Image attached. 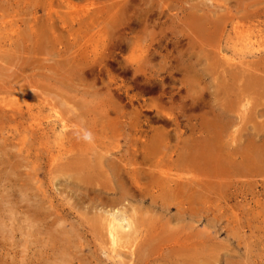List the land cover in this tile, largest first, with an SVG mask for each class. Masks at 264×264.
I'll use <instances>...</instances> for the list:
<instances>
[{
  "label": "bare ground",
  "instance_id": "1",
  "mask_svg": "<svg viewBox=\"0 0 264 264\" xmlns=\"http://www.w3.org/2000/svg\"><path fill=\"white\" fill-rule=\"evenodd\" d=\"M80 2L89 4L80 6ZM159 3L163 4L159 0H0V39L12 49V42L15 40L13 38L21 35L18 30L22 27L23 34H30L31 42L35 45V51L29 52L32 55L30 61L39 64L45 71L42 73H46L37 74V77L45 78L42 82L44 84L41 85L37 80H27L23 74V78L27 80H24L27 84V87H24L39 91L41 96L44 94L47 97L48 93L58 91L54 100L62 103L58 105L51 103L52 100L48 98L40 99L37 93L33 95L38 101L34 102L31 98L26 101L21 96L22 87L14 88L9 81L0 79V167H3L0 172L8 169V174H14L15 170L23 167L24 161L30 164L32 180L39 184L40 190L41 183L37 174L42 170V156L46 155L49 176H53V179L74 177L72 181L80 189L90 193L94 191L100 201L92 199L93 204H89V208L95 212L93 215L89 213L90 218L86 217L89 211L83 216L90 222V234L101 241V249L114 264H141L153 257L152 263L169 264V260H174L175 264H211L208 233L200 234L199 242H194L191 239L193 237L184 238L175 233L179 226L173 227L174 231L170 223H182L186 219L201 223L208 219L209 213L213 211L212 207L217 205L215 202L220 203L239 195L236 190L230 191V188L235 189L239 182L242 187L252 185V182L254 186L260 185L264 194V7L259 8V3L253 0L245 9L238 10L239 13L237 10L233 13L227 9L226 13L216 15L217 10H213V7L210 9L203 2L188 4L189 12L184 19L186 22H183L187 32L182 29V32L177 33V37L174 36V31L169 33L175 38L172 47L176 56L171 52L173 60L166 55L170 59L165 57L163 64L158 63L155 67L150 56L160 49V38H153L155 34L152 33V41L146 44L138 34L139 29L144 31L150 25L148 22L153 23L156 20L148 13L153 10V4ZM235 4V8L240 9V0H235ZM24 9L30 10L32 19H18ZM39 13L40 17L34 16ZM75 24L85 25L90 31L103 27L94 33L97 40L103 43L99 46L101 52L95 48L89 52L84 50L85 54L80 61L78 53L66 62L50 65L43 63L51 61L50 59L43 61L36 58L42 55L52 59L58 57V54L49 56V53H44V45H49V39L56 37L57 26L65 28ZM108 28H111L116 36L125 33V44L119 42L124 45L118 44L117 48H120V52L123 50L128 53L124 59V64L127 65L126 73L131 72L135 79L139 75L145 78L142 86L133 79L131 85L124 88L129 104H140V111L135 115L139 117L143 113L141 110L148 111V115H144L142 120L143 127L147 130L145 132H150L154 124H160V128H172L171 132L161 129L151 131V143H143L119 158L115 157V153H111L103 140L109 138L105 133L107 128H104L106 123L109 125L112 117L107 114L108 106L102 105L98 115L91 118L90 107L86 105L81 108L74 100V97L77 100L80 95L79 87L84 86L79 83V76L85 75V68L90 63H95L98 57L101 60L100 65L105 63L104 58H115V51L112 50L113 39L110 38ZM113 33L111 32V35L115 36ZM180 36L187 38L185 50L183 46L179 49ZM202 38L203 41L211 39L215 43L210 51L214 55L203 48H199L197 52L192 51L194 41L199 46L203 42ZM239 47L246 52L236 53ZM229 51L232 55L227 56ZM77 52L79 47L70 55ZM103 68L108 79L115 83L110 77L111 72L106 63ZM62 69L65 70L61 73L55 71ZM162 71L165 72L164 77L159 74ZM99 72L102 74L101 70ZM21 73H24V70ZM177 75L180 76L179 80L175 78ZM209 77L211 80L207 84L206 79ZM70 82L74 84L68 85ZM15 83L18 84L17 81ZM211 87L214 89L213 93L206 97L204 92L209 91ZM65 89L72 90V93L65 92ZM117 89L122 88L117 86ZM131 91H138V94L130 95ZM95 94L97 95L96 92ZM141 94L156 95V99L147 103L139 99ZM165 99L169 100L167 105ZM97 101L96 99V103ZM62 106L65 107L63 110L59 108ZM67 114L71 117H67ZM152 114L154 115L151 116ZM79 118L86 119L85 128L91 125L93 129L84 130L79 125ZM260 119L262 120L258 122ZM97 127L100 128V135L103 131L105 133L102 139L97 137ZM181 127L185 130L183 133ZM233 127H236L238 135L233 133V136L229 137L230 141L225 140V136H229ZM187 132L188 137L180 142ZM143 133L140 132L141 136ZM171 142L175 145L171 146ZM12 150L15 153H11ZM162 150H170L175 153L176 158L168 156L169 160L165 163L157 156ZM256 178L261 180H255ZM115 187L118 191L115 192L114 198L111 197L113 199H102V194L107 195L108 192L114 191ZM148 188L149 191L156 189L158 195L155 196L153 192L150 196L146 190ZM30 190L27 184H21L17 195H11L10 200L3 198L5 203L8 201L11 205L7 210L9 209L10 215L13 216L11 208L16 209L17 206L24 210L23 215H26L27 219L31 218L45 226L47 218L41 214L40 209L46 204L44 199L47 194L31 195ZM90 195L88 196L92 197ZM148 196L152 203H158L162 212L170 213L175 210L176 214L172 220L157 226L155 216L150 214L151 210L142 212L138 209L139 205L137 208H127L128 204H125L127 197L144 199ZM62 215L59 213L53 219L57 228L62 227L61 222L66 220V215ZM9 218L10 216L7 217L8 220ZM208 226L213 229L218 227L215 221ZM77 227L81 226L78 224ZM72 231L75 232V228ZM65 232L64 228L56 232L60 237L58 240H63ZM47 236L53 238L51 234ZM65 255L68 261L69 254ZM25 260L22 258L20 264H24ZM60 262L63 263V260Z\"/></svg>",
  "mask_w": 264,
  "mask_h": 264
},
{
  "label": "rangeland",
  "instance_id": "2",
  "mask_svg": "<svg viewBox=\"0 0 264 264\" xmlns=\"http://www.w3.org/2000/svg\"><path fill=\"white\" fill-rule=\"evenodd\" d=\"M159 1L163 2V4L162 3H159L157 5L153 4V7H154L153 10H151L148 13L149 16H151L153 19H156V20L153 23L148 22V24L150 25H148V27L144 31L142 29L141 30L139 29L140 32L138 34L140 39L145 41L146 44H149V42H151L152 39L156 36H158V39L160 38V49H157L158 52L150 56L152 57L153 65L155 64V67H156V64L158 65V63L163 64V60L165 59L166 55H169L171 59L174 58V56H176L175 52L173 51V47H172L173 42H175V38L169 35V33H171V31H174L175 33L174 36L177 37L178 35L177 33H180V31L182 32V29H185V32H187L186 28L183 26V22H186L184 21V19H185L186 14L189 12L188 4H191V3L197 4V3L203 2L210 9L214 8L213 10H217L215 13L216 15L217 14L222 15L226 13L227 9L232 11L233 13L237 10L236 12L239 13L238 10L245 9V7H247L249 3L253 2V0H242V2L240 0V3H241L240 7L238 5L240 9H236L235 0H214V1L213 0L211 1L191 0L190 2H187V0H159ZM136 2H139V0H136ZM155 2H158V0H155ZM254 2L259 3L258 4L259 8L264 7V0H254ZM86 4H89V2L79 3L80 6L86 5ZM20 14H21L20 15L21 17L18 16L19 17L18 19L28 20V19L33 18L32 17L33 14L28 9H26L25 11H21ZM40 15L41 14L39 13L34 16H37L38 18L40 17ZM102 28L103 27H99L98 29L94 31H90L91 29L86 28L85 25L77 26L75 24L73 26H67L65 28L57 26L56 27L57 31L55 34L56 37L55 38L52 37L49 39L50 44L44 45L45 47L43 48V50L45 52L44 51L43 52L44 53L47 52L46 53L47 55L49 53V56L51 54H58V57H55L52 59L48 56L42 55V56H36V58H41L43 59V61L50 59L51 61L49 62H43L44 64L50 65L55 62L57 63L66 62L67 59H71V57H74L75 55L79 53V61H80L81 59H83L85 52H89L90 50L94 48L99 50L100 49L99 46L101 44L103 45L102 41L100 40L99 42L97 38L94 36V33L98 30H102ZM108 31L110 32V38L113 39L112 50L114 49L115 51L113 53L115 58L114 59L104 58L103 60L108 66V69L111 72L110 77L115 80L116 85H114L115 83L111 82L108 79L107 73L105 69L103 68L105 63L103 62L100 65L101 60L98 57L96 58L97 60L95 63H92V64L90 63L89 66L85 68V75L79 76V79H80L79 83H81V85H84V86H81L79 84V86H81L79 87V94L81 96L79 95L77 97V100H76V97H74V100L75 102H78L79 107L81 108L85 107L86 105L90 107L89 110H92L91 118H93V115L94 116L98 115V112H99L98 110L102 108L101 107L102 105L109 107V108L107 107V110L109 111L107 114L112 117H110L109 125L106 123V125L104 126L105 129L107 128L105 130V133L108 134L109 138L108 139L105 138L103 140L109 147V150L111 151V153L113 154L115 153L116 154L115 157L119 158L120 156L126 155L128 151L132 152V149L133 150L137 149L138 147L141 146V144L143 145V143L144 144L151 143L150 141L153 136V132L151 131L161 129V130H165V132H168V131L171 132L172 128H164L163 126H162L163 128H160L161 127L160 124H154L151 126L153 129H151L150 132L148 133L145 132L147 130L146 128L143 127L142 120L144 119L143 117L144 115L146 114L148 115L147 113L148 111L141 110L143 111L142 113L143 115L140 114L139 117L135 115L137 114L136 113L137 111L138 113L140 111V107H139L140 104H138L137 102H134L133 106H131L129 104V100L127 96L124 93V88L130 86L133 79L136 80V82L138 81L137 82L138 85L142 86L145 78H142V76L139 75L135 79L134 76L131 75L132 74L131 72L126 73L127 65L124 64V59L127 58L128 53L127 51H123V50H121L120 52V50H118L120 48H117L118 47L117 45L119 44V42L120 43L123 42L125 44L126 42L125 33L122 35L119 34V36H116L117 34H114L111 28L110 29L108 28ZM18 32H20L21 35L18 38H16V36L13 38V40L14 39L15 40L12 42L13 43L12 49L11 47H7L5 42H3V40L0 39V79H2L3 81H9L10 83H12L11 85L13 87L14 86L22 87L21 96H23V99H26V101H28L31 98L35 102V100L38 101L39 99L36 98L33 95V93L35 94L37 93L38 95H40L39 94L40 92L25 88L27 87V84L24 83V80L32 79L31 81L33 82H36L37 80L38 84L41 85V83L43 82V80H45V78L37 77V74L43 75L44 73L42 72H45V71L41 69L39 64L30 61L31 60L30 56L32 55H30L31 53L29 54V52L35 51L33 48L35 47V45H33V43L31 42L32 39H30L31 38L30 34H23L22 27L20 30H18ZM111 32L115 36H112ZM152 33L155 34L153 38L150 37ZM194 34L198 35L197 32H194ZM196 40L197 38H195V41ZM203 40L204 38H202V41ZM195 41H194V50H192L194 52H197L199 48H203L206 51L210 52L212 50V47L215 45V43H213L211 39L203 41L201 45L199 46H198V43H196ZM186 42H187V38L185 36L181 38L180 36V42H179L180 44L178 43L179 49L182 48L181 46H183V49L185 50L187 47ZM155 43L156 42H153V44ZM78 47H79V52L73 55H70L72 54L73 51L78 49ZM84 50L86 51L84 52ZM101 50L102 49H100L99 51L101 52ZM237 50L238 51L236 53L246 52L244 49L240 47ZM37 51L38 50H36V52ZM63 52L65 53L67 52L69 55L68 54L65 55L63 54ZM171 52L174 54V56ZM210 53L214 55L212 52ZM230 55H232L231 52L230 51L227 52V56H230ZM238 55H241V54H238ZM166 58L170 59L169 57H166ZM21 59H23V61ZM34 66L35 68H33ZM22 69L24 70V73H21L23 71ZM63 70L65 69L55 70V71H58L61 73L63 72ZM100 70L102 74H100L99 72ZM26 74L27 76H25ZM159 74L161 77L165 76V72L163 71L159 72ZM22 75L27 78L26 79L23 78ZM44 75H46V73ZM64 75L66 76V74ZM175 78L179 80L180 76L175 77ZM13 79L14 81L12 82ZM210 80H211L210 77L207 78L206 83L208 84ZM16 81L18 82V84L15 83ZM64 81H66V79H64ZM74 83L70 82L67 84L72 85ZM0 84H2V82H0ZM89 86H93V87L90 88ZM117 86L121 87L123 90L117 89ZM89 90H90V93H89ZM212 90L214 89L211 87L209 91L204 92L206 93V97H208L209 94L213 93ZM64 91L72 93V90L67 91V89H65ZM54 92L55 91H53L52 93H48V97L43 94V96L40 95L39 98L40 99L48 98V100H52L51 103L62 105V103L60 102H55L54 97H55L56 92L58 91H56L55 93ZM84 92H87V93H84ZM95 92L97 93V95L95 94ZM134 94H138V91H133V92L131 91L130 95H134ZM90 98L92 100H90ZM96 99L98 100L97 101L98 104L96 103ZM139 99L141 101L145 100L147 103H150V101H153L154 99H156V95H142L141 94V97H139ZM87 100L88 102H86ZM80 101L81 103H79ZM111 101L113 103H111ZM34 102H31V103H34ZM164 102H166V105H167L169 103V100L164 101ZM117 105H118V109H116ZM95 106L97 107L95 108ZM113 107H115V109ZM59 108L63 110L65 107L62 106ZM75 114H78V112H75ZM153 115L154 114H152L151 116ZM66 116L71 117L70 114H67ZM95 118L98 119L97 117ZM261 120L262 119H260L258 122H260ZM86 123H87L86 119L79 118V125L82 126L84 130H86L87 128L92 130L93 128L91 125L87 128L84 127V124ZM192 123H194V121ZM95 131H97V133L99 132V135H97V137L102 139L105 136L104 131L100 135V128L98 127L95 128ZM181 131L183 133L185 130L181 127ZM140 132H144L142 136ZM233 133L235 135H238L236 133V127H233L231 129V131L229 132V136L227 135L225 136V140L230 141L229 137L233 136ZM187 137H188V132L182 136V138L180 139V142H182ZM170 145L172 146L175 144L171 142ZM11 153H15V152L12 150ZM117 153L119 154L117 155ZM157 156L159 159H163L165 163L167 162V160H169L168 156L174 157V159L176 158L175 153H171L170 150L168 151L162 150ZM17 161H20V160L17 159ZM115 161L118 162L117 159H115ZM22 162H23V167L15 170L14 174H8L7 173L9 171L8 169L4 172L3 171L0 172V178H1L0 179V224H1L0 225V264H20L22 258L26 259L24 261V264L25 262L27 264H50V263L51 264H114L112 260H109L107 258V255L106 253H104V250L101 249L100 247L101 241L97 240L95 237H93L90 234L89 229H88L90 222H87L86 221L87 219H85L83 216L84 213L87 211H89L88 214L90 213L91 215H93V213L95 212L94 210H92L91 207L89 208V204L90 205L93 204L91 203L92 199L96 200L97 202L100 201L98 200L99 197H96L95 192L91 191L90 193V192H85L83 189H80L78 185L73 183L74 181H72V179L74 177L70 179L64 178V177L60 179H56L54 177L55 179H53V176L52 177L49 176L48 174L49 168L47 166L46 155L42 156V160L40 161V166L42 170L39 171L37 174V177L41 183L40 190H39V186H38L39 184L34 183V180H32L31 175L33 174V172L31 171L32 168H30L29 166L30 164L24 161ZM1 170H3V167L2 168L0 167V171ZM20 175H23V176H20ZM255 180L260 181L261 179L256 178ZM21 184H24L25 186L27 184L31 188V190L29 191L31 195L32 194L41 195V193L47 194V198L44 199L45 201L44 204L45 203L46 204L43 206V209H40L41 214H43V216H46L47 218L46 222H44L45 226H43L42 223L35 221L31 218L27 219L26 215H23L24 210L17 206H16V209L15 207L11 208L12 210L11 212L14 213V215L13 216L10 215L9 206L11 205L8 204V201H6L5 203V200H10L12 198L11 195H17L18 187ZM251 184L252 185H245L244 186L245 188H244L241 186L242 184H240L239 182V184L237 185L235 189L230 188V191L234 192V190H236L238 192L237 194L239 195H237L236 198H230V199L223 200V201H227L225 203L223 201H220V203L215 202V204L217 205L212 207L213 211L209 213L208 219L203 220L201 223L196 222L197 220L186 219L182 223H175V222L170 223V225L172 226V229L174 230L175 227L179 226V228L176 231L174 230L175 233H178L184 236V238H186V236L193 237L191 239L194 242H199L200 234L207 232L208 233L207 243H208L209 250H210L209 256L211 257L210 258L211 264H227V263L228 264H264V194L261 192L260 185L254 186L253 182ZM146 190L150 194V196L153 195L152 194L153 192H155V196L158 195V191L156 189L153 191L152 190L149 191V188H148ZM40 191H43V192H40ZM117 191L118 189H116L115 187V190L112 192H108L107 195L102 194V197H103L102 199L104 200L113 199L114 194ZM92 194H94V196ZM73 195H75V197ZM88 195L92 197H89ZM150 196L145 197L144 199H140L138 197L136 198L127 197V199H125V204L126 205L128 204L127 208H137L139 205L138 209H141L142 212H145L148 209H149L148 211L151 210L150 211L151 213L150 212L149 213L152 214V217L155 216L154 218L157 221L156 223L157 226H160L161 224L166 223L167 221H169V219L172 220V218L176 214L175 210H172L170 213L162 212L160 210L158 203H152ZM7 208L9 209L7 210ZM78 211L80 212V214ZM58 212L60 214H63L62 216L66 215L67 218L65 217L66 219L65 222L64 221L61 222L62 227L57 228L53 224V221H54L53 219L55 218V215L59 214ZM90 214L86 217L90 218L91 217ZM9 216L10 218L8 220L7 217ZM211 218L213 219V221L217 222L218 227H216L215 229L210 227L211 225L208 226L209 224L213 222ZM6 222H8V224ZM78 224L81 227H77ZM188 226L190 227L188 228ZM11 227L12 229H10ZM73 227L75 228V232L72 231V229H74ZM63 228L66 231L63 235H66V236H63V240H58V238L60 237L57 235L56 232L61 231ZM49 234H51L53 238H51V236H47ZM214 244H216L217 246ZM213 245L215 246V248ZM75 250L77 251V253H75L76 252ZM67 253L69 254L68 261L66 260L67 255H65ZM122 257L124 258V256ZM153 258H149L147 261L145 262L143 261L144 263H141V264H162L161 262L152 263ZM61 259L63 260V263L60 262ZM115 261H118V259H115ZM173 262L169 260V264H175L174 260Z\"/></svg>",
  "mask_w": 264,
  "mask_h": 264
}]
</instances>
